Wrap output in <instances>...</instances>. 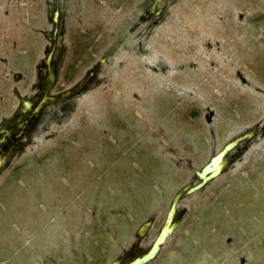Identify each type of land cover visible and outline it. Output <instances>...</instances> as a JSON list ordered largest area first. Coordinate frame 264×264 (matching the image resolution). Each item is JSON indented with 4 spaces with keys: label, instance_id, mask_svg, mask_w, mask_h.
<instances>
[{
    "label": "rangeland",
    "instance_id": "374dc122",
    "mask_svg": "<svg viewBox=\"0 0 264 264\" xmlns=\"http://www.w3.org/2000/svg\"><path fill=\"white\" fill-rule=\"evenodd\" d=\"M44 110L0 171V264H264V0H0V128ZM148 228L140 234L143 225Z\"/></svg>",
    "mask_w": 264,
    "mask_h": 264
},
{
    "label": "water",
    "instance_id": "95a60500",
    "mask_svg": "<svg viewBox=\"0 0 264 264\" xmlns=\"http://www.w3.org/2000/svg\"><path fill=\"white\" fill-rule=\"evenodd\" d=\"M54 15L56 24L53 31L54 37L51 38L52 46L47 51L46 58L43 62V65L48 70V77L44 87L43 95L40 98H21V103L14 113L12 120H5L3 126L0 128V171L7 167L10 158L17 150L25 147L26 143L29 140L31 131L36 127L46 107L51 104L61 102L74 91H79L81 90V88H84L85 84L94 72V70H92L88 74L86 79L80 83L79 86L73 89H68L62 94H50L56 80L54 72L55 68L53 64V53L57 45V33L59 30L60 16L59 10H56ZM248 135L249 133H245L243 136L227 142L220 152L212 156L210 160L203 165L202 169L196 172V175L199 178V182L195 185H185L181 188V190L174 196L170 204L165 223L161 227L159 235L152 243V248L145 254L135 257L134 260L129 262L128 264H146L158 255L161 245L173 233V230L177 226V221H174L173 219L176 212L175 208L177 205V201L181 198L182 195L189 194L201 189V187L207 181L217 177L224 167L225 153L232 149L235 145H237V142L244 139V137H247ZM149 224L150 222L148 221L143 225L140 234H143V232L148 228ZM112 264H118V261H113Z\"/></svg>",
    "mask_w": 264,
    "mask_h": 264
},
{
    "label": "flooded vegetation",
    "instance_id": "af4514ba",
    "mask_svg": "<svg viewBox=\"0 0 264 264\" xmlns=\"http://www.w3.org/2000/svg\"><path fill=\"white\" fill-rule=\"evenodd\" d=\"M48 71V70H47ZM48 74V73H47Z\"/></svg>",
    "mask_w": 264,
    "mask_h": 264
}]
</instances>
